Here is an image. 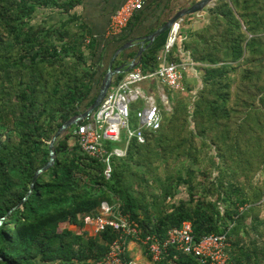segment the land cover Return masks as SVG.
I'll list each match as a JSON object with an SVG mask.
<instances>
[{
  "label": "trees",
  "instance_id": "16d2710c",
  "mask_svg": "<svg viewBox=\"0 0 264 264\" xmlns=\"http://www.w3.org/2000/svg\"><path fill=\"white\" fill-rule=\"evenodd\" d=\"M79 2L0 0V264H94L116 233L87 236L80 216L94 214L102 201L117 203L116 211L137 222L142 235L164 239L183 221L192 224L195 238L228 231L231 264H264V83L251 81V65L264 58V0H231L242 23L217 0L207 10L208 24L184 43L202 71L189 113L196 133L180 135L187 122L176 105L157 131L143 133V144L133 140L124 157L113 159L106 179L104 164L80 149L72 132L78 123L57 139L53 165L23 200L50 158L55 131L91 105L105 75L101 58L95 61L96 41L74 12ZM53 12L62 18L47 25ZM158 57L144 53L142 70L155 71ZM205 131L215 154L196 173L191 165H198L202 150L193 143ZM153 158L161 163L153 165ZM173 161L180 164L176 174ZM184 190V198L174 201ZM63 224L81 233L61 229ZM155 264L199 263L171 249Z\"/></svg>",
  "mask_w": 264,
  "mask_h": 264
},
{
  "label": "built area",
  "instance_id": "2783aa9c",
  "mask_svg": "<svg viewBox=\"0 0 264 264\" xmlns=\"http://www.w3.org/2000/svg\"><path fill=\"white\" fill-rule=\"evenodd\" d=\"M146 0H123L113 13L108 27V35L115 37L123 31L131 18L142 9ZM181 19L175 21L168 33L161 55L159 67L152 72H144L138 63L125 72L109 88L99 106L91 116L84 118L72 131L80 149L89 157L100 161L105 168L103 175L109 179L112 174V161L123 157L131 141L145 142V131H157L161 127L162 116L152 97H145L139 90L144 81L158 80L175 92L184 91L182 83L183 64L169 60L180 33ZM143 100L142 108L135 110L132 105ZM136 122L131 127L132 121ZM124 130L125 141L121 148H110L109 142L121 140ZM81 222L89 226L95 235L110 229L116 233L109 249L94 264H134L127 259V246L130 242L139 244L153 263L161 262L172 249L181 256H191L199 264H231L228 231L221 234H206L199 238L193 235L192 224L183 221L179 227L167 231L164 239L154 235H142L137 222L127 215L120 214L106 201L100 202L94 214L80 216ZM67 264V263H64Z\"/></svg>",
  "mask_w": 264,
  "mask_h": 264
},
{
  "label": "crops",
  "instance_id": "0c3cea01",
  "mask_svg": "<svg viewBox=\"0 0 264 264\" xmlns=\"http://www.w3.org/2000/svg\"><path fill=\"white\" fill-rule=\"evenodd\" d=\"M197 1L199 0H146L142 9L136 12V14L131 18L128 25L123 29L121 34L112 38L108 35L110 19L113 13L122 5L123 0H80L79 4L74 8V12L79 18V24L84 27L87 35L96 41L97 56L95 58V61L100 57L101 68L103 70H106L109 61L114 53L121 48V51L118 52V55L113 62L112 68L114 69L116 67H119L120 65H127L130 63L131 59L135 55L134 52H136L137 47L133 46L123 49V47H125L129 41L137 42V39L151 34L156 29L163 26L179 11L188 9ZM211 4L212 2L205 6L203 10L198 13L188 14L180 18V33L171 53L173 60L176 63L183 64L184 66L182 70V83L184 86V91L186 90L192 96L197 94V91L199 90V87L201 85L202 71L201 69H199L198 65L193 62L192 58L189 55V50H186L184 48V43L191 42L192 38L190 37V34L200 31L209 22V15L207 10L211 7ZM169 29L163 34L157 36L153 40L149 48L142 53V56L144 55V53L149 51H156L158 56H160L163 46L167 40ZM89 37L85 39L86 43L88 42ZM114 82L115 81L113 78L111 87L113 86ZM139 90L145 97H152L156 100H158L159 98L162 100L165 99L166 102H169L170 95L166 91H169L170 89L158 80H149L140 83ZM155 104L157 105L156 101ZM143 105V100L138 101L137 103L132 105V107L135 106L133 108V111L135 112V110H137L135 108L137 107H139L138 109L142 108ZM157 107L159 108L158 105ZM240 210H242V208H240ZM83 226L84 227L82 230L86 232L87 236H97L92 232L89 226H86L84 224ZM64 228L76 232L77 234L81 233V229L77 228L76 226L63 224L61 229ZM260 233L264 232L260 231ZM251 237L252 239H257L259 241L258 234L252 233ZM141 248L143 247H141L139 244L130 242L127 246V259L131 260L130 258H133V256H135V259H133L138 260L137 258H140L141 252H144L141 251ZM132 262L134 264H137L134 261Z\"/></svg>",
  "mask_w": 264,
  "mask_h": 264
},
{
  "label": "rangeland",
  "instance_id": "374dc122",
  "mask_svg": "<svg viewBox=\"0 0 264 264\" xmlns=\"http://www.w3.org/2000/svg\"><path fill=\"white\" fill-rule=\"evenodd\" d=\"M217 0H213L211 7L212 8L215 4ZM227 3V6L230 7V9L232 10L233 14L235 17H237L240 22L242 23V20L240 19V15L239 13L236 12L235 8L233 7V4L231 2V0H224ZM44 13L43 10H40V15L38 16L37 19H42V14ZM47 14H45L46 16H48L49 12H46ZM47 18V17H46ZM62 18V16L60 14H56V12H53V14H51L48 18H47V25H57L60 21V19ZM36 19V20H37ZM208 24V23H207ZM201 66H203L204 64H200ZM244 67V66H243ZM243 67H239L237 68V71L235 73L236 79L238 80L239 75L241 74V70L243 69ZM246 67V66H245ZM248 67V66H247ZM254 74L251 76V81L252 82H256L259 84L264 83V68L261 69V67H264V58L262 61L257 62L255 65H251ZM200 68V67H199ZM202 76V73H201ZM234 76V77H235ZM241 76V75H240ZM202 89V81H201V85L199 87V90L197 91V93L199 91H201ZM169 95H170V99L169 102H166V100H162V99H158L155 101L157 102V105L159 106V112L162 116V122H165L164 119L168 118L169 116L174 114V111L176 109V105H179V111L183 112V117L185 119V121L187 122V124L184 125L183 131L182 133H180V135L186 136L187 133H189L190 131L194 130L195 126H194V122L191 120V116L190 114H192L193 110H194V106H193V102H195V100L198 98V94H195V99L194 96H192L189 92H187L186 90L182 93L180 92H173L172 90L166 91ZM187 107V114L184 112L185 110V106ZM134 108V106L132 107V109ZM190 113V114H189ZM131 127H135L137 125L136 122H133V120L131 121ZM124 130H121V132L119 133L121 135V140L118 142H109L108 146L110 148H121L123 146V143L125 141V134H124ZM194 132L196 133V131L194 130ZM194 133V134H195ZM209 132L205 131L204 133H201L200 136H196L194 139V147L197 149H201L202 153H201V160L199 161L198 165L193 164L191 165V167L193 169H196V173H198L200 171V169H202L203 166H208V158L209 155H214V151H213V147L211 146V140H210V136H209ZM205 144H204V142ZM72 143H74V140H71ZM126 154V153H125ZM124 154V156H125ZM123 156V157H124ZM153 163V165L155 164H160L161 163V159H152L151 161ZM142 163V162H141ZM143 164V163H142ZM184 164H188V162H185ZM180 164L177 161H173L171 162V166H170V171H172L173 174H176V171L180 169ZM209 167V166H208ZM164 168V167H163ZM258 174H262L261 172H259ZM217 175V172L215 170L212 169V174H211V179L215 178V176ZM263 178V174L260 177V179ZM179 194V192H178ZM185 196V190L183 192H181L179 195L175 196L174 201L179 200L181 197L184 198ZM260 204L262 206V209H260L261 213L259 215V217H261L262 219H264V195L260 201ZM115 208H118V204L115 203L113 205ZM262 235L264 236V233H262ZM246 241H248L250 238L246 237L245 238ZM251 240V239H250ZM249 240V241H250ZM246 245V244H245ZM141 251H144L143 248H141ZM140 258L136 256V258L138 260H134L135 256H133V258H130L132 261L136 262L137 264H155L153 262H151L150 260L147 259L146 255L144 254V252L140 254ZM139 262V263H138Z\"/></svg>",
  "mask_w": 264,
  "mask_h": 264
},
{
  "label": "water",
  "instance_id": "95a60500",
  "mask_svg": "<svg viewBox=\"0 0 264 264\" xmlns=\"http://www.w3.org/2000/svg\"><path fill=\"white\" fill-rule=\"evenodd\" d=\"M213 0H199L197 1L195 4H193L191 7H189L188 9H184L179 11L176 15H174L172 18H170L163 26L159 27L158 29H156L154 32H152L151 34L143 37V38H139L137 39V42H133V41H129L125 47H123V49L127 48V47H137L136 52H134V57L131 59L130 63L127 65H120L119 67L116 68H112L113 62L116 59V56L118 55V52L121 51V49H119L117 52L114 53V55L112 56V58L109 61V64L107 66V69L105 71V75L99 85V88L94 96V99L91 103V105L84 110L82 113L70 118L69 120H67L65 123H63L59 129L57 131H55L56 133L53 135V137L51 138L50 142H49V155L50 158L48 160V162L43 165L40 169H38L32 178L31 181V185L30 188L25 196V198L23 200H25L31 193V191L33 190L34 187V182L37 179V177L44 172L45 170H47L48 168H50L53 163H54V158H55V151H54V144L57 141L58 138H60L62 135L65 134V131H67V129H69L70 127L78 124L81 120H83L86 117H89L92 115V113L96 110V108L99 106V104L101 103L102 99L104 98L105 94L107 93V91L109 90L111 84H112V80L115 76L117 75H121L124 74L125 72L131 70L132 68H134L141 60L142 57V53L145 52L149 46L152 44L153 40L163 34L164 32L168 31V29L171 27V25L179 20L180 18L184 17L185 15L188 14H195L198 13L200 11L203 10V8L205 6H207L208 4H210Z\"/></svg>",
  "mask_w": 264,
  "mask_h": 264
}]
</instances>
